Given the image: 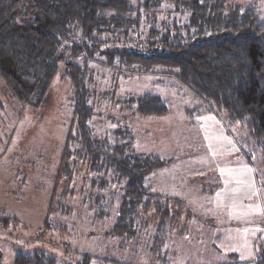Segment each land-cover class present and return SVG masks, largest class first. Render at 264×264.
<instances>
[{
  "label": "rangeland",
  "instance_id": "rangeland-1",
  "mask_svg": "<svg viewBox=\"0 0 264 264\" xmlns=\"http://www.w3.org/2000/svg\"><path fill=\"white\" fill-rule=\"evenodd\" d=\"M133 1L137 6L142 2ZM163 20L186 22L188 15L165 13L158 26ZM151 25L155 23L141 21L142 35ZM90 67L96 136L128 127L138 153L177 160L148 178L184 203L181 209L170 206L179 215L168 220L161 260L150 252L159 223L155 212L126 241L109 233L121 202L118 186L109 192L95 189L98 175L85 163L78 164L72 181H56L72 122L71 84L62 66L37 113L22 109L0 79L2 264L36 252L56 258L58 264H78L87 255L94 258L90 264H163V259L166 264H253L264 244V160L246 129L231 127L225 113L202 114L205 103L169 76L125 77L94 63ZM146 95L161 97L169 114L141 117L125 104ZM98 197L107 201L101 200L108 216L101 214Z\"/></svg>",
  "mask_w": 264,
  "mask_h": 264
},
{
  "label": "trees",
  "instance_id": "trees-1",
  "mask_svg": "<svg viewBox=\"0 0 264 264\" xmlns=\"http://www.w3.org/2000/svg\"><path fill=\"white\" fill-rule=\"evenodd\" d=\"M165 13L188 20L158 26ZM144 18L155 23L146 35L140 30ZM92 63L125 77L173 78L205 103L202 114L222 112L231 127H244L264 160V0H142L138 6L133 0H0V79L11 98L22 109L41 112L62 66L70 79L72 122L56 181H72L78 164L85 163L98 175L95 189L118 186L121 202L109 233L126 241L155 212L159 223L150 252L161 260L168 220L179 215L170 206L181 209L184 203L152 191L145 179L177 160L138 153L128 127L96 136ZM125 104L141 117L170 112L159 96L131 97ZM244 152L252 162L249 149ZM103 198L97 203L108 216ZM93 259L87 255L78 264ZM14 264L58 261L36 252L18 255ZM253 264H264V244Z\"/></svg>",
  "mask_w": 264,
  "mask_h": 264
},
{
  "label": "crops",
  "instance_id": "crops-1",
  "mask_svg": "<svg viewBox=\"0 0 264 264\" xmlns=\"http://www.w3.org/2000/svg\"><path fill=\"white\" fill-rule=\"evenodd\" d=\"M172 166L173 165L168 166L166 168H172ZM162 169H165V168H162ZM160 171H162V170L161 169H157V170L153 171L151 174H149L148 176H146L145 182H146V186L149 187L152 191L160 193V194H164V192L160 189V185H159L158 181H148L149 180L148 178H150V176H152V174H155V175H153V178H156L158 176L157 172H160ZM164 195L173 196L171 194H164Z\"/></svg>",
  "mask_w": 264,
  "mask_h": 264
}]
</instances>
